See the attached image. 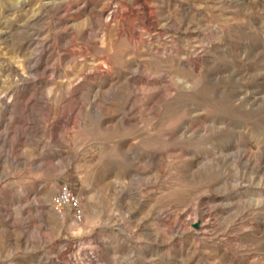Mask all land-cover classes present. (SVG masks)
Here are the masks:
<instances>
[{
  "label": "rangeland",
  "instance_id": "1",
  "mask_svg": "<svg viewBox=\"0 0 264 264\" xmlns=\"http://www.w3.org/2000/svg\"><path fill=\"white\" fill-rule=\"evenodd\" d=\"M0 264H264V0H0Z\"/></svg>",
  "mask_w": 264,
  "mask_h": 264
},
{
  "label": "built area",
  "instance_id": "2",
  "mask_svg": "<svg viewBox=\"0 0 264 264\" xmlns=\"http://www.w3.org/2000/svg\"><path fill=\"white\" fill-rule=\"evenodd\" d=\"M52 206L57 212L69 208L74 220H79L82 214L78 198L66 186H61L53 198Z\"/></svg>",
  "mask_w": 264,
  "mask_h": 264
},
{
  "label": "bare ground",
  "instance_id": "3",
  "mask_svg": "<svg viewBox=\"0 0 264 264\" xmlns=\"http://www.w3.org/2000/svg\"><path fill=\"white\" fill-rule=\"evenodd\" d=\"M101 261V260H100Z\"/></svg>",
  "mask_w": 264,
  "mask_h": 264
}]
</instances>
